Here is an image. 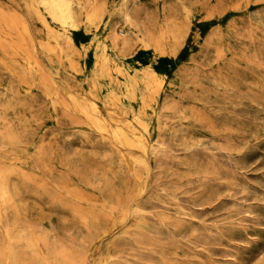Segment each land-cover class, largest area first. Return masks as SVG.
<instances>
[{
    "label": "rangeland",
    "instance_id": "1",
    "mask_svg": "<svg viewBox=\"0 0 264 264\" xmlns=\"http://www.w3.org/2000/svg\"><path fill=\"white\" fill-rule=\"evenodd\" d=\"M0 264H264V0H0Z\"/></svg>",
    "mask_w": 264,
    "mask_h": 264
},
{
    "label": "bare ground",
    "instance_id": "2",
    "mask_svg": "<svg viewBox=\"0 0 264 264\" xmlns=\"http://www.w3.org/2000/svg\"><path fill=\"white\" fill-rule=\"evenodd\" d=\"M62 13H63V11H62Z\"/></svg>",
    "mask_w": 264,
    "mask_h": 264
}]
</instances>
